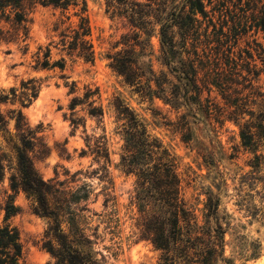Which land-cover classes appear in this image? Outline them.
<instances>
[{"label": "rangeland", "instance_id": "obj_1", "mask_svg": "<svg viewBox=\"0 0 264 264\" xmlns=\"http://www.w3.org/2000/svg\"><path fill=\"white\" fill-rule=\"evenodd\" d=\"M202 1L206 16L197 14L200 29L189 35L186 44H197L198 55L204 50L211 60L218 57L223 63L224 54H229L236 62L237 69L231 73L225 70V77L228 82L241 84L234 88L242 91L238 95L240 98L249 100L238 121L234 113L236 108L227 105L216 88L207 87L203 73L199 78L204 83L197 81L198 90L193 92L188 84L186 95L191 98L200 95V105L186 106L182 102L179 109H173L160 99L142 98L126 86L109 67L108 57L123 48L122 36L130 33V29L123 19L112 18L106 12L104 0H86L90 41L95 53L92 64L67 57L61 48L53 47L59 41L53 26L62 13L52 7L40 4L27 7L26 53L23 44L0 39V90L18 89L21 81L30 78L43 81L38 98L28 108H22L29 126L41 130L40 141L30 153L35 170L44 180L58 182H66L80 171L82 175L76 179L87 182L94 189L84 205L89 210L86 213L89 227L97 228L94 249L101 264H163L162 252L149 241L140 239L142 220L134 199L135 179L120 167L123 142L111 107L115 98L123 100L147 132L171 154L180 181V196L197 215H200L207 192L219 196V217L228 224L223 225L224 257L232 259L234 264H264V219L251 220L240 207L241 197L247 192V186H241V177L255 171L264 160V32L257 27L264 17V0ZM64 16H69L73 25L78 21L72 9ZM151 42L158 55L157 34ZM49 44H52L51 62L63 58L64 69L34 71L31 68L33 55L38 47L45 48ZM187 49L191 47L187 45ZM190 55L194 56L191 52ZM158 68L159 64L154 61V69ZM182 83L187 84L186 81ZM72 84L75 93L69 94ZM87 88L97 90L94 99L96 105L104 108L103 118H90L84 107L77 106L74 117L81 125L73 128L69 121L70 101L74 96L81 98ZM11 109H21L20 104L0 105L4 114ZM10 128L12 130V123ZM248 130L253 135L250 144L244 145L249 139L243 140L242 136ZM87 137L104 143L107 164L105 160L98 162L89 152L82 155L87 150ZM6 148L0 137V149ZM104 165L106 171L102 168ZM9 175L10 171H6L0 181V225L4 220L5 202L11 195L19 211L6 223L19 234L22 255L18 263L53 264L42 246L50 221L32 212L31 197L10 190ZM256 244L261 245L259 256L244 260L245 254L257 248Z\"/></svg>", "mask_w": 264, "mask_h": 264}, {"label": "trees", "instance_id": "obj_2", "mask_svg": "<svg viewBox=\"0 0 264 264\" xmlns=\"http://www.w3.org/2000/svg\"><path fill=\"white\" fill-rule=\"evenodd\" d=\"M104 2L106 12L112 18L123 19L130 29V33L122 36L123 48L109 56L108 60L112 71L134 93L149 100L160 99L173 109H179L183 103L186 106L193 103L200 105V95L193 98L186 95L189 93L188 84H191V92L198 90L197 81H202L199 75L203 73L207 87L216 88L226 104L236 108L235 119H241V110L249 100L238 96L242 91L234 86L241 84L232 80L228 82L225 77V70L231 73L237 69L236 62L224 53L223 63L219 62L218 57L211 60L204 50L203 54L198 55L197 44H186L189 35L200 29L197 14L206 16L202 0ZM36 4L52 7L62 13L53 26V32L59 38L53 47L61 48L67 57L92 64L95 53L90 41L86 0H0V39L7 43L23 44L26 53L29 33L27 7ZM70 9L78 18L74 25L69 22V16H64ZM257 27L264 32V17ZM155 34L159 40L158 55L151 42ZM51 45L37 48L31 66L34 71L64 69L63 58L51 62ZM187 45L191 49L188 50ZM154 61L159 64L157 70L154 69ZM247 72L250 74L251 70ZM42 84L41 79L30 78L21 81L18 89L12 87L8 91L0 90V105L18 102L21 107L11 109L6 114L0 110V137L7 147L6 150L0 149V181L4 173L10 171V190L14 194L22 192L31 197L34 203L32 212L50 221L44 232L42 246L53 259V264H101L99 254L94 249L97 228L92 230L89 227L86 216L89 210L84 205L93 195L92 185L76 179L82 175L80 171L66 182L55 179L46 181L39 176L30 157L40 141L38 134L41 130L29 126L22 108H28L38 98ZM74 93L72 84L69 94ZM97 95V90L87 88L81 98L74 96L71 99L69 121L73 128L81 125L80 120L74 117L77 106L84 107L88 117L102 120L104 108L100 104L96 105L94 97ZM111 107L123 142L120 167L126 175L135 179L134 199L142 220L140 239L149 241L156 250L162 252L163 264H234L232 259L224 257L226 242L223 225L228 224L219 217V196L207 192L200 215H197L196 210L180 196V181L174 159L168 150L147 132L123 100L115 98ZM244 128L248 129L246 126ZM252 135L250 130L245 135L243 133L242 139H249L244 145L250 144ZM85 143L87 150L82 155L89 152L98 162L105 160L108 163L104 143L93 137H87ZM256 167L255 171L241 177V186H247V192L241 197L240 207L251 220H263L264 160ZM102 168L106 171V165ZM13 200L9 195L3 208L0 264H19L22 255L19 234L6 223L19 211ZM256 245L254 251L245 254L244 260H254L259 256L261 245Z\"/></svg>", "mask_w": 264, "mask_h": 264}]
</instances>
